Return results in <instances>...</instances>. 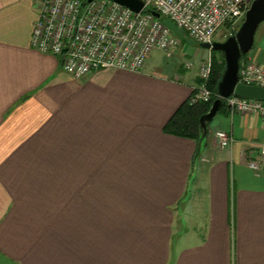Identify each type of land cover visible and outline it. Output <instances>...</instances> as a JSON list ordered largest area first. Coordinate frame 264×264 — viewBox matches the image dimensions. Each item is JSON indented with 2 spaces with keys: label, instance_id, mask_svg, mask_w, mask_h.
I'll use <instances>...</instances> for the list:
<instances>
[{
  "label": "crops",
  "instance_id": "0c3cea01",
  "mask_svg": "<svg viewBox=\"0 0 264 264\" xmlns=\"http://www.w3.org/2000/svg\"><path fill=\"white\" fill-rule=\"evenodd\" d=\"M42 1L0 0V264H264V118L224 107L195 163L199 142L165 128L198 72L154 51L77 79L32 47ZM249 56L264 67V27Z\"/></svg>",
  "mask_w": 264,
  "mask_h": 264
},
{
  "label": "built area",
  "instance_id": "2783aa9c",
  "mask_svg": "<svg viewBox=\"0 0 264 264\" xmlns=\"http://www.w3.org/2000/svg\"><path fill=\"white\" fill-rule=\"evenodd\" d=\"M140 1L144 8L137 13L112 0H43L33 28L32 47L59 56L63 71L77 79L107 69L139 73L154 51L171 56L180 46L170 23L193 41L212 44L223 28L226 39L234 36L250 6L249 0ZM149 11L160 14V18ZM184 67L193 68L192 64ZM212 70L208 57L198 69L189 106L207 104L213 98L209 88ZM239 79L246 85L264 87V67L248 55L240 62ZM224 101L231 115L264 118V101L237 96ZM214 137L221 149L234 143L233 135L224 130H216ZM253 150L248 166L259 172L261 165L253 156L256 151L264 160V143Z\"/></svg>",
  "mask_w": 264,
  "mask_h": 264
},
{
  "label": "water",
  "instance_id": "95a60500",
  "mask_svg": "<svg viewBox=\"0 0 264 264\" xmlns=\"http://www.w3.org/2000/svg\"><path fill=\"white\" fill-rule=\"evenodd\" d=\"M92 2L93 0H88ZM134 12H140L144 8V3L140 0H112ZM249 9L246 12L245 19L240 25L235 35L227 38L224 42H213L212 44H201L203 50L220 52L225 57V71L218 85V94L220 98L214 102L210 111L201 117L200 127L202 131L201 140L198 144L197 153L194 162L201 153L203 143L207 139L209 133V125L215 119L224 99L231 96H237L244 99H257L264 101V87L255 85H246L240 82L239 70L241 58L247 55L253 49L255 37L260 25L264 22V0H251ZM156 18H160V14L155 11H149Z\"/></svg>",
  "mask_w": 264,
  "mask_h": 264
},
{
  "label": "trees",
  "instance_id": "16d2710c",
  "mask_svg": "<svg viewBox=\"0 0 264 264\" xmlns=\"http://www.w3.org/2000/svg\"><path fill=\"white\" fill-rule=\"evenodd\" d=\"M253 0H251L252 2ZM213 55L221 54L222 63L218 64L217 61L213 60V70L211 75V80L209 84L210 90L213 92V98L207 104H200L197 106H189L188 102L183 105L172 117L166 126V130L174 135L187 137L194 139L196 141L201 140L202 131L200 127V119L206 115L215 101H217L220 96L218 94V85L222 80L225 71V57L223 53L212 51ZM247 55L242 56L241 60L247 57ZM226 107V102L224 101L223 106L220 110Z\"/></svg>",
  "mask_w": 264,
  "mask_h": 264
},
{
  "label": "rangeland",
  "instance_id": "374dc122",
  "mask_svg": "<svg viewBox=\"0 0 264 264\" xmlns=\"http://www.w3.org/2000/svg\"><path fill=\"white\" fill-rule=\"evenodd\" d=\"M170 26L172 27V30L175 33L176 37L181 41L180 46L172 51V54L171 56H168L169 57L168 59H166V56L168 54L158 50L154 52L153 59L159 63H164L165 60H169L171 64L176 63L177 65H181V66H184L186 64H192L193 68L187 72H195V71L198 72V69L202 64V62L200 63V59L196 58V53L198 51H207V50L201 49L200 43L193 41L183 31L176 29V27L173 26L171 23ZM263 27H264V22L260 25L258 29V33L256 36L257 38ZM226 33H227L226 29L223 28L218 33L216 37V41L224 42L226 40ZM211 59L213 64V58L211 57ZM191 208L192 206H190V203H188L186 206V210L183 212L184 218L185 217L190 218V216H192ZM186 224L187 223H185V225ZM200 231H201L200 229L192 228V222H189V225H187L186 227V233L184 235L185 240L180 239V242L178 243V247H181V245L184 246L186 244L191 243L192 239L194 240V238L200 234Z\"/></svg>",
  "mask_w": 264,
  "mask_h": 264
},
{
  "label": "flooded vegetation",
  "instance_id": "af4514ba",
  "mask_svg": "<svg viewBox=\"0 0 264 264\" xmlns=\"http://www.w3.org/2000/svg\"><path fill=\"white\" fill-rule=\"evenodd\" d=\"M248 1V0H247Z\"/></svg>",
  "mask_w": 264,
  "mask_h": 264
}]
</instances>
